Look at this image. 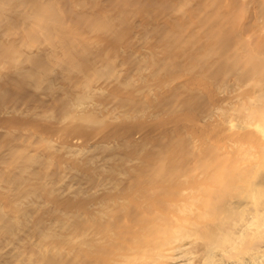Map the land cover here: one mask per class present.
I'll list each match as a JSON object with an SVG mask.
<instances>
[{"label":"bare ground","instance_id":"1","mask_svg":"<svg viewBox=\"0 0 264 264\" xmlns=\"http://www.w3.org/2000/svg\"><path fill=\"white\" fill-rule=\"evenodd\" d=\"M262 22L264 0H0V264H101L133 223L151 239L178 173L214 152L186 123L264 66L245 55ZM172 244L156 264L189 253Z\"/></svg>","mask_w":264,"mask_h":264},{"label":"rangeland","instance_id":"2","mask_svg":"<svg viewBox=\"0 0 264 264\" xmlns=\"http://www.w3.org/2000/svg\"><path fill=\"white\" fill-rule=\"evenodd\" d=\"M261 27L264 26L261 25ZM259 31L260 33H256H259L258 38L261 39L262 46L256 40L257 37H255L256 48L253 46V39L251 41L250 38H246L251 49L250 52L244 50L245 55L250 54L253 57L261 52L264 56V28ZM242 57L247 59L244 55ZM253 66H250L251 71ZM251 73L249 77L241 78L238 82L236 81L239 73H235L236 77H232L233 74L232 79L227 78L230 89L226 90L227 95H224L228 101L226 105L222 104L225 106L211 111L205 119L197 120L191 117L186 123L188 134L194 138V141L196 138L195 142L202 145L204 142L200 141L201 139L211 140L208 144L211 150L214 149L215 154H206L199 159V162H195L199 158L197 154L194 165L191 161L188 162L187 166H190L188 170L193 169L194 173L196 171L198 178L194 173L191 175L190 170L185 175L178 173V194L172 197L178 201L177 210L165 209L157 212L158 208H156L152 212L154 215L158 213L160 215L152 221L157 230L152 234L151 239L148 238L151 229L148 224V232H145V225L131 224L125 230L137 233L138 242H131L132 250L128 251L126 250L127 242L116 239L118 244L116 240L110 243L111 246L100 255L101 264H156L155 259L160 254L158 250L165 249L169 243L176 245L178 241L177 245L182 243L184 244L182 247L187 246L190 254H184L187 252L184 247L185 251H180L183 248L180 249L179 255L177 254L179 252L172 251V253L176 252L179 258H182V254L185 258L168 260L174 256L173 253L164 259L169 261L168 264H178V262L183 264H210V262L211 264H264V256H258L256 253L259 250L258 247L261 246L260 249H264V226H259L264 221L262 218L264 216H261L264 213L259 212L261 215L258 213L259 210H264V109H258L264 108L262 105L264 104V66L259 69L255 67ZM233 78L236 80L234 81ZM213 86L218 85L216 83ZM220 92L221 90H213L212 96ZM257 123L258 125H255ZM183 131L186 130L182 129ZM221 154H225V157L220 156ZM219 165L222 167L220 168ZM203 178H207L206 183ZM254 211H257L261 217L254 214ZM250 214L257 217L250 219L248 235L237 238L235 231L250 218ZM257 218L258 226L253 223ZM160 223L166 225L163 230L160 228ZM121 253L129 255V258L123 259Z\"/></svg>","mask_w":264,"mask_h":264}]
</instances>
